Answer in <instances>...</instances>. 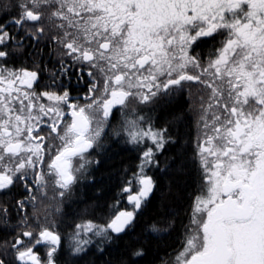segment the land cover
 Instances as JSON below:
<instances>
[{"label": "snow or ice", "instance_id": "6c2138e0", "mask_svg": "<svg viewBox=\"0 0 264 264\" xmlns=\"http://www.w3.org/2000/svg\"><path fill=\"white\" fill-rule=\"evenodd\" d=\"M15 6L13 24L35 40L47 29L62 57L87 65L92 82L90 102L81 105L67 90L37 91L36 71L0 64V193L17 183L28 188L31 176L40 190L53 185L60 197L70 195L85 165L95 163L85 154L102 146L112 109L130 110L122 125L128 142L150 140L156 151L143 152L139 188L127 198L132 210L119 211L106 226L78 225L73 254L92 242L82 232L113 243L134 226L152 195L156 185L145 167L158 163L157 152L168 142L167 130L145 127L134 105L198 85L203 183L176 264H264V0H20ZM217 38L219 47L204 61L199 47ZM12 39L0 25V46ZM8 56L0 47V61ZM67 71L62 65L54 75ZM0 223H8L6 208H0ZM168 226L150 228L159 234ZM60 244L48 227L36 235L23 230L10 247L0 245V264H56ZM39 245L47 246L45 260L34 251Z\"/></svg>", "mask_w": 264, "mask_h": 264}, {"label": "trees", "instance_id": "16d2710c", "mask_svg": "<svg viewBox=\"0 0 264 264\" xmlns=\"http://www.w3.org/2000/svg\"><path fill=\"white\" fill-rule=\"evenodd\" d=\"M213 46V42H205L199 50L205 55ZM33 60L24 61L32 64ZM43 62L42 58L40 64ZM192 87H185L184 94L173 98L149 102L137 111L136 115L144 118L143 124L151 119L149 122L156 130L166 126L170 143L165 145L159 158L160 167L146 171L156 187L146 205L137 213L134 226L126 229L111 244L102 243L100 237L82 232L83 238L92 242L85 246L87 251L83 254H73V237L78 225L91 222L106 226L119 211L132 210L124 198L123 189L129 181L132 189L137 188L135 177L139 171L133 166L141 162L129 151L133 145L119 134L117 139L123 144L115 139L105 145L90 180L73 191L67 211L62 212L60 223L70 228L60 233L62 241L55 254L56 264H167L184 246L193 203L203 183L194 143L196 114L192 111ZM152 224L169 226L157 234L151 231ZM5 235L0 232V241L9 238ZM137 250H142L143 255L134 256Z\"/></svg>", "mask_w": 264, "mask_h": 264}, {"label": "flooded vegetation", "instance_id": "af4514ba", "mask_svg": "<svg viewBox=\"0 0 264 264\" xmlns=\"http://www.w3.org/2000/svg\"><path fill=\"white\" fill-rule=\"evenodd\" d=\"M18 2H20V0H0V25H3L5 27V30H7L10 36L13 38L11 41H9L7 46H0L3 47L5 51L9 52V56L7 57L6 61H0V64H6L8 68H12L15 70L26 69L30 71H36L39 74V81L37 82L39 87L37 88V91L55 90L56 92H61L62 90H67L72 102L78 101L81 105L89 103L90 101L86 99V97L90 95L88 89L92 82V78L87 75V65L75 64L72 58L69 56L62 57L61 52L63 50L60 49L52 39L49 38L47 29L42 39L35 40L32 38V36L27 35L26 32L19 26L13 24L12 21L17 17L19 11V9L15 6ZM211 42L214 43V46L211 47V51L207 54L203 55V53H201L198 49L204 61H207V59L209 58V54L212 53L215 48L219 47L220 39L217 38L216 40ZM37 58L39 59L35 60ZM42 58L44 59L43 65L40 64ZM27 59H34L33 63H25L24 60ZM62 65L64 67H67V74L54 75L60 74L62 72ZM81 68L84 70L81 71ZM182 93L184 94V92ZM182 93L178 94L181 95ZM199 95V86L193 85L191 101L193 105L192 111H194V113L196 114L194 115L195 131H193L195 139L194 143H196V146L198 143V138L200 136L201 128L198 119L200 103ZM92 98L95 99L96 97L93 96ZM41 102L45 104L50 103L47 100H42ZM64 111L66 113L70 112V110L66 106L64 108ZM119 111V106L114 107L112 109L110 119L117 122V113ZM64 119L67 121L70 120L71 117L70 115H65ZM44 120L47 121L48 118L45 117ZM149 121L144 124H147V126L145 127L151 126ZM62 126L63 125H61V127ZM45 127L46 125L42 124V130H44ZM151 127L156 130L155 126ZM161 128L162 130L167 129L166 126H162ZM165 136H170L168 131H166ZM119 141L120 140H118L117 142ZM168 143L170 142L168 141L165 145H168ZM132 145L133 147L129 151L137 155L138 160L141 163L143 160H141L140 158L141 156H143V152L147 148L151 147L154 151H156L155 146L151 143L150 140H145L141 144L132 143ZM163 151L157 152L156 160L158 163L154 166H146V171H150L152 170V168L155 169L160 166L159 158ZM85 155L89 160L95 162L89 163V165L97 166L98 159L96 158V156H93V151H90ZM48 159L49 157L46 155L45 165L47 164ZM140 165L133 166L135 167L134 170L139 171ZM84 174L85 172H83V175ZM32 180L33 177L30 176L28 178V188H26L23 183H17L10 190H6V193H0V208L7 209L8 221L7 224L0 223V232L5 233V236H9V238L0 241V245L7 244L10 247V244L14 241L15 236L23 230H35V233L37 234L41 227H48L50 230L56 232V217L59 216L58 220H60L61 216L63 215L62 212L58 213V215L56 214L55 201L57 198H59V201L62 199L65 200L66 203L63 210L67 211L68 205L70 204L69 197L73 191L70 195L66 194L64 197H60L58 193L62 191L61 189L50 185L47 189L40 190L36 183H32ZM78 184H80L78 185L79 187L81 185H84L85 182L83 179H80ZM28 189H31V191H29ZM73 190L75 191L76 189ZM44 192H47V195H45ZM132 192L133 194H135L137 191L136 189H134ZM124 193V198H126L129 192ZM32 197H35V199H32ZM19 201H23V207H20V204L18 203ZM61 224L62 223H60L59 221L58 230L62 229ZM42 246V249L40 250L41 252L47 249V246ZM9 259H11V257H9ZM15 264H19V262H15Z\"/></svg>", "mask_w": 264, "mask_h": 264}, {"label": "rangeland", "instance_id": "374dc122", "mask_svg": "<svg viewBox=\"0 0 264 264\" xmlns=\"http://www.w3.org/2000/svg\"><path fill=\"white\" fill-rule=\"evenodd\" d=\"M148 103H140V102H137L135 105H134V107H135V115L137 114V111L139 110V109H141L143 106H145V105H147ZM128 111H130V110H125V111H119L118 113H117V118H118V121L117 122H115L114 120H111L110 119V116H109V118H108V120H107V122L105 123V125H104V129H103V132H102V135H101V138H100V143H101V147H99V148H94V149H92V150H90V151H93V156H96V158L98 159L97 160V165L100 163V155H101V153L104 151V147H105V145L107 144V143H109V142H113L115 139L118 141V139H117V136L119 135V134H123V135H121V136H123L124 138H125V140H127L128 141V136H127V133L123 130V127H122V125H123V122H124V120H125V117H126V114H127V112ZM130 117V116H129ZM132 117H130L129 119H131ZM117 124H119V125H117ZM145 126V125H144ZM164 130V129H163ZM117 133H119V134H117ZM120 142V141H119ZM121 144H123V142H120ZM152 143V142H151ZM132 144V143H131ZM89 151V152H90ZM141 160H143V156H141V158H140ZM141 164V163H140ZM95 165V164H94ZM96 167V165L95 166H92V165H89V164H87L86 166H85V169H84V171L83 172H85V174L83 175V180H84V182L86 183L87 181H89L90 179V176H91V173H92V171H93V168H95ZM160 167V166H159ZM145 172H146V170H145ZM78 175H80V173H78ZM85 177V178H84ZM78 183H79V181H78ZM75 184L74 186H73V189H76V188H78V185H80V184ZM127 186H130V187H132L131 185H129V184H127L126 185V187ZM137 186V188H136V191L138 190V188H139V185H136ZM56 188H58V187H56ZM125 188V187H124ZM134 189H132V191H133ZM74 191V190H73ZM131 194H133V192L132 193H128V195L126 196V201H127V203L132 207V205L128 202V196L129 195H131ZM72 195H73V192H72V194L70 195V197H69V199L71 200V198H72ZM62 199V198H61ZM67 199H68V197H67ZM56 206H55V211H56V214L58 215V213H61V212H64V206H65V200H60L59 201V198H57L56 199ZM60 207V208H59ZM62 209V210H61ZM192 211H193V209H192ZM62 215V214H61ZM58 218H59V216L58 217H56V233H58L59 235H60V237L62 238V236H61V234L60 233H62V232H66V231H68L69 230V228H70V226L69 225H67L66 227H63V225H62V229L61 230H58L59 229V227H58V222L60 221V220H58ZM29 231H32L33 232V234L34 235H36V233H35V230H29ZM63 234V233H62ZM26 241H27V237H25L24 238ZM61 241H62V239H61ZM42 246V245H41ZM41 246H37L35 249H34V251L39 255V257H41L40 259L41 260H45L46 258H47V249L44 251H40L42 248H41ZM43 247V246H42ZM183 248H184V246L183 247H181V249L175 254V256L173 257V258H171V260L167 263V264H176V258H177V256L179 255V253L180 252H182L183 251Z\"/></svg>", "mask_w": 264, "mask_h": 264}, {"label": "water", "instance_id": "95a60500", "mask_svg": "<svg viewBox=\"0 0 264 264\" xmlns=\"http://www.w3.org/2000/svg\"><path fill=\"white\" fill-rule=\"evenodd\" d=\"M117 107V106H116Z\"/></svg>", "mask_w": 264, "mask_h": 264}]
</instances>
